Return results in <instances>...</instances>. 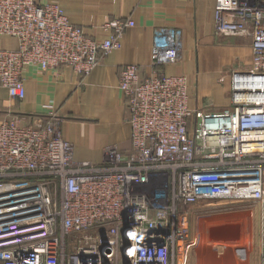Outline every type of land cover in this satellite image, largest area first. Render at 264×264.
Here are the masks:
<instances>
[{"label": "built area", "instance_id": "obj_1", "mask_svg": "<svg viewBox=\"0 0 264 264\" xmlns=\"http://www.w3.org/2000/svg\"><path fill=\"white\" fill-rule=\"evenodd\" d=\"M133 25L111 20L92 39L57 4L0 0V35L17 40L0 50V88L23 99L29 67L85 77ZM213 29L251 40L249 66L227 74L228 106L188 105L186 77L161 70L182 61V32L163 27L152 74L119 71L126 154L109 145L99 164L76 161L50 104L0 118V264H179L192 207L211 202L227 212L253 202L264 250V0H216Z\"/></svg>", "mask_w": 264, "mask_h": 264}, {"label": "crops", "instance_id": "obj_2", "mask_svg": "<svg viewBox=\"0 0 264 264\" xmlns=\"http://www.w3.org/2000/svg\"><path fill=\"white\" fill-rule=\"evenodd\" d=\"M40 1L60 6L69 22L92 39H104L107 32L103 24L111 20L128 18L134 22L123 32L119 47L105 55L85 77L75 75L69 68L41 71L29 67L24 72L23 99H12L0 88L1 119L18 114L38 115L50 104L62 117V137L73 145L76 161L100 163L103 149L109 145H115L124 154L130 151V125L118 88L119 71L123 65L135 64L142 77L152 74L149 53L161 28H178L182 32V61L161 70L165 75L186 77L190 107H227L229 100L222 101L220 93L227 94L228 99V83L216 87L222 77L219 74L226 69L222 57L241 58V67L251 62L249 38L225 39L215 35L216 0ZM222 40L227 44H217ZM213 44L222 47L219 52L226 54L211 51ZM16 48L15 38L0 35V50ZM198 64L204 69L201 78Z\"/></svg>", "mask_w": 264, "mask_h": 264}, {"label": "rangeland", "instance_id": "obj_3", "mask_svg": "<svg viewBox=\"0 0 264 264\" xmlns=\"http://www.w3.org/2000/svg\"><path fill=\"white\" fill-rule=\"evenodd\" d=\"M220 38H231V37H220ZM235 38V37H234ZM242 37H239V39ZM231 40V39H230ZM226 45L227 43L223 40L220 43ZM213 47L211 51H215V53L226 54L222 51V47H216V44L211 45ZM222 60L225 62V68L219 76H225V79L217 84L216 87L221 88V85L224 83H228L227 74L239 68H247V66L241 67V58L230 57L224 55ZM234 61V62H232ZM236 61V62H235ZM201 78L204 74L201 73L203 71V67L198 64ZM221 91V90H220ZM220 96L222 101H227V94L221 92ZM224 108V107H223ZM219 107L213 106L206 108L208 111H217ZM99 164V163H97ZM253 202L247 203L246 207L241 211L227 212V209L220 210L223 208L218 202H211L207 204H199L194 205L191 211V218L188 219V223L186 224L187 233L189 235V240L182 249L178 259L179 264H262L263 262V248L261 245V229H260V220L258 217L257 209L254 210ZM253 208V209H252ZM199 210V211H198ZM242 212V213H241ZM197 213L195 216L194 214ZM237 213V214H236ZM229 214V215H228ZM232 219H231V216ZM235 214V215H234ZM240 214V215H239ZM224 215V216H223ZM233 215L236 217H233ZM226 216V217H225ZM230 216V217H228ZM233 221V224L229 225H237V230L240 228L241 231H237V238L235 239H224L221 241L216 238V235L211 236L209 238L208 229L210 227H221L225 226L228 222ZM245 217V218H243ZM219 221H218V219ZM223 218V219H222ZM216 221H215V220ZM231 219V220H230ZM224 220V225L221 221ZM241 220V222H240ZM213 221V222H212ZM234 222L236 224H234ZM242 223L239 227L238 223ZM212 223V224H211ZM219 223V224H218ZM222 225V226H221ZM205 228H202L204 227ZM227 226V225H226ZM239 229V230H240ZM211 231V230H209ZM242 232V233H241ZM219 233V232H218ZM217 233V234H218ZM241 233V234H240ZM213 234V233H212ZM240 234V235H239ZM218 236V235H217ZM215 239V240H214Z\"/></svg>", "mask_w": 264, "mask_h": 264}, {"label": "bare ground", "instance_id": "obj_4", "mask_svg": "<svg viewBox=\"0 0 264 264\" xmlns=\"http://www.w3.org/2000/svg\"><path fill=\"white\" fill-rule=\"evenodd\" d=\"M241 213H242V212H241ZM236 214H237V213H236ZM228 215H229V214H228ZM234 215H235V214H234ZM234 215H233V217H235ZM239 215H240V214H239ZM223 216H224V215H223ZM230 216H231V214H230ZM230 216H228V217H230ZM225 217H226V216H225ZM225 217H224V218H225ZM235 218H236V217H235ZM243 218H245V217H243ZM217 219H218V218H217ZM219 219H220V218H219ZM219 219H218V221H219ZM222 219H223V218H222ZM225 219H226V218H225ZM228 219H229V218H228ZM228 219H226V220L228 221ZM231 219H232V216H231ZM231 219H230V220H231ZM214 220H215V219H214ZM232 220H233V219H232ZM215 221H216V220H215ZM212 222H213V221H212ZM221 222H222V224H223V223H224V220L221 221ZM232 222H233V221H231V222H229V221L226 222V223H227V224H226L227 226L225 225V226H223V227H225V229H226V227H227V229H226V230H227V231H226L227 233L230 234V232H231V234L234 235L233 231H231V230H229V229H230V227H235V229H236L237 225H229V223H230V224H233ZM240 222H241V220H240ZM240 222L238 223L239 227H240V225H241ZM211 224H212V223H211ZM218 224H219V223H218ZM234 224H236V223L234 222ZM223 225H224V224H223ZM221 226H222V225H221ZM241 227H242V226H241ZM241 227H240V228H241ZM202 228H205V226L202 227ZM212 228H215V230H214L215 232H214L213 234H212V230H213ZM212 228L210 227V229H208V233L210 232V234H208V236H210V237H209L210 239H211V236L214 237L213 235H215V233H218L217 230L220 229L221 227H218V225H217L216 227H212ZM237 228H238V227H237ZM240 228H239V229H240ZM239 229H238L237 231H241V230H242V229H240V230H239ZM209 230H211V231H209ZM241 233H242V232H241ZM241 233H240V234H241ZM240 234H239V235H240ZM215 237H216V236H215ZM217 237H218V236H217ZM217 237H216V238H217ZM232 238H233V237H231V239H232ZM214 240H215V239H214ZM235 240H236V239H235ZM221 241H222V240H221ZM263 260H264V258H263Z\"/></svg>", "mask_w": 264, "mask_h": 264}, {"label": "water", "instance_id": "obj_5", "mask_svg": "<svg viewBox=\"0 0 264 264\" xmlns=\"http://www.w3.org/2000/svg\"><path fill=\"white\" fill-rule=\"evenodd\" d=\"M223 227V226H222ZM213 230H212V233H214L215 231V228H212ZM226 229H227V227H226ZM225 229V227H223V229H218L217 231L219 232L218 234L217 233H215V235H216V237H217V235H218V239H220V240H223V238L224 239H230L231 237H233V239H235V238H237V227H236V229H235V227H230V229L229 230H231V231H233V233H234V235L233 234H231V232H230V234L229 233H227L226 230Z\"/></svg>", "mask_w": 264, "mask_h": 264}]
</instances>
